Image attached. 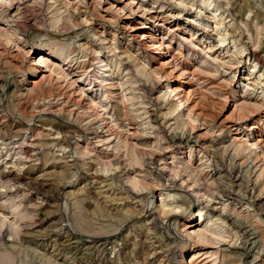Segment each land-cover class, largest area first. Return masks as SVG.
I'll return each mask as SVG.
<instances>
[{"label":"rangeland","instance_id":"1","mask_svg":"<svg viewBox=\"0 0 264 264\" xmlns=\"http://www.w3.org/2000/svg\"><path fill=\"white\" fill-rule=\"evenodd\" d=\"M94 1L0 4V16H23L25 31L19 42L0 29V264H187L195 248L187 226L214 218L191 195L227 193L225 210L243 225H221L223 236L204 242L214 250L208 262L264 264V0H175L164 11L174 38L194 33L188 20L199 24L196 37H210L207 55L196 46L203 61L189 60V45L176 40L169 49L194 89L185 96L194 122L171 93L176 78L129 36L127 23L145 31L151 21L107 15ZM103 41L115 55L103 108L120 126L149 124L143 141L105 135L106 113L84 104L99 97L92 51ZM55 48L87 93L33 67L29 51ZM250 134L263 149L231 145ZM245 226L258 233L256 249Z\"/></svg>","mask_w":264,"mask_h":264},{"label":"bare ground","instance_id":"2","mask_svg":"<svg viewBox=\"0 0 264 264\" xmlns=\"http://www.w3.org/2000/svg\"><path fill=\"white\" fill-rule=\"evenodd\" d=\"M8 1L9 0H0V4L6 5V4H8ZM96 1H97V3L95 1L94 2L96 4H98L99 6H101V8L103 9L102 11L107 15H109L110 10H116L119 12H121V11L123 12V11L128 10L129 12H134V13H137V15H139L137 18H135L137 23H140V21L142 20L141 18H144V17H146L148 21H151V24L149 23L148 26H145L144 25L145 23H140L141 25H144L142 27L147 29L145 31L142 30L143 28L136 26V23H135V25H131L130 23H127L126 27H128V29L130 30L129 36L131 38H133L136 42L141 44L146 50L155 53V56H153V58H152L153 61H155L157 63V65L161 66V68L166 67L170 71V74L174 78H176L174 81H176L179 84L175 88L171 89V93L174 94V97H176L177 102L184 106L188 119H190L191 121L194 122L195 120H193V118L191 117V114L187 110V106L185 103V101H186L185 96L189 93V91L194 90V89L191 88L192 85H191L190 80H189L188 75H187L188 72L184 69V67L177 65L176 57L174 54H171L169 52V49L173 48V46L171 44L172 40H174V41L176 40V41L184 44V46H186V47L189 45V49H188L189 51L187 52V56H189V58H188L189 60L203 61L204 57H202L201 54H199V55L196 54V52H197L196 46L203 45V48H205V50L203 51V54L207 55L208 51H210V48H211L210 41H209L210 37L207 34L200 35V37H196L195 32L199 31L198 30L199 24L197 22L195 23L194 21L188 20L187 21V23H189L188 27L190 28L191 32H194V33L193 34L191 33L192 35L191 34L188 35L186 32L179 33L178 38H176V37L174 38V36L176 35V28L173 26V24L171 22H168V20L166 19V16L163 17V14H164V11L166 9H168L170 7L171 8L174 7L175 0H109V1L96 0ZM179 1H181V0H179ZM148 2H150V5H148ZM21 9H22V7H21ZM21 9H18V10H21ZM21 17H23V16H21V15L17 16L16 14H13V15L9 14V15L3 16V17L0 16V24L3 25V27L0 26V29L3 30V33H5L6 36H8V38L10 37V38L15 39L16 41H19V42L21 40V37H19V35L23 36L24 32H25L24 29L22 31V29L19 28L20 27L19 25L22 24V23L20 24ZM22 20L25 22V20H27V19L25 18V20H24L22 18ZM11 22H13L14 25H12ZM203 40H208L209 45L208 46L205 45ZM106 47L107 46H104V41H103L98 46L95 45V48L92 51L93 55H94L93 59L97 60V62L101 64L97 68L96 73L93 76V79L91 80L92 82L96 83L98 86L97 91L99 93L96 94V91L93 93H95L96 96H99V97H97L98 98L97 99L96 97H92L93 95H91L88 98V96L86 95L87 96V100H86L87 102H84V104H85V106L87 105L88 109H90V107L91 108L92 107H100L102 109L103 113H106L104 115V117H105V119L107 118V120L109 119V122L108 123L106 122L104 124V126H106L103 129V133L105 135H109L112 132H113L114 136L115 135L117 136V138L122 137V136H123V138H125V137L127 138L129 136L135 137L136 135H140L137 139L143 141V138L147 137L154 130L151 126L150 127L148 126L149 124L147 126L144 125V127L140 128V129H138V128L133 129V127H131L129 122H125L122 126H120L119 123L113 118V116L109 115L107 113V110L105 108H103L102 100H104L105 89L111 91L115 87L114 83L112 81V78L109 76L110 73L108 72L109 71L108 62L111 61V59L114 58L115 55L114 54L110 55L109 53L105 52L104 49H106ZM64 52L65 51H63V49H61V48H55V49H49L48 51H29L28 54H31V55L34 54L31 58L32 59L31 64L33 65V67H35V69L37 71L40 70V72H42V68H48L49 69L48 71H46V70H43V71L45 73L46 72L49 73V75H47V76H49V78L50 77L54 78V76H57L58 74L63 75L65 77H67L68 81H70L74 87L79 89L82 92V94L87 93L86 90L80 86V81L71 79L74 77V67L72 65H70L69 62L64 63V61H66V60L62 59L60 57V56H62V54H64ZM152 55L153 54H151V56ZM42 75H44V74H42ZM178 78H183L184 80H178ZM85 99H83V100H85ZM100 108H98V110ZM94 111L97 112V110H94ZM98 128L100 130V129H102V126L98 125ZM230 143L232 146L238 145L239 148L244 147V146L246 147V149H247V147L255 148L258 150H261V148H262V140L259 139L258 137L253 136L252 134L247 135L246 137H242V138L234 136V138L230 141ZM0 145H1V143H0ZM89 148L90 147H88V144L86 143L85 149L87 150ZM251 150H253V149H251ZM101 155H102V157H106L108 155V153L103 152V153H101ZM0 159H2V158L0 157ZM3 162H4V159L2 160V163ZM200 168L201 169H199V170L202 173H204L205 178L209 179L210 173L207 170H210V169H204L202 167H200ZM263 187H264V184H263ZM231 197H232V195H230L228 193H227V196L224 195V197H222V195H221V197L219 196L218 198H215V199H212V198L211 199H207V198L203 199L202 197H199L198 194H192L191 195V198L193 199L194 203L196 205L203 206V208L209 210L211 212L212 217H214V218H211V220L208 219V222H206L203 226H201V222H199V220L196 222L195 225L187 226V229H191V230H189V234H191V235H193V237H195V239L191 242L192 245L195 246V248H194L193 253L189 257L187 264H211L212 263V262H208V260L214 256V250H212L211 247L207 246L206 243L204 244V242L205 241L207 242L208 240L212 239V236L214 234H216L218 236H223L225 231L222 230L221 225H223V226L229 225L228 227L231 226L232 229H234V228H237V230L241 229L240 226H242L243 223L237 217H234L232 214L227 213L228 211L225 210L226 203H224V202L227 200V198H231ZM234 199H235V197H234ZM200 212L201 211H199L198 215L201 218ZM215 221H218L217 223H219V225L215 224ZM196 227H198V228L194 229ZM244 230L249 232V235L252 237V238H250V239H252L251 247L256 249L257 247L255 248L254 246H258V244L260 243L257 231H255V229H252V228H249L246 226H245ZM233 247H232V249L235 248V247L234 248ZM223 248H225V247H223ZM226 248H230V246H228ZM215 249H218V247ZM250 250H249L250 254L254 253V251L251 248H250ZM262 252H264V250L261 249L258 254H261ZM255 254H257V253H254L253 256ZM253 258H252V260H253V262H255V260Z\"/></svg>","mask_w":264,"mask_h":264}]
</instances>
